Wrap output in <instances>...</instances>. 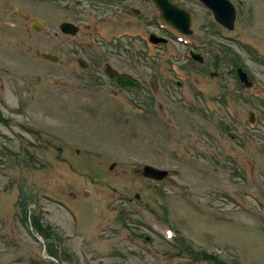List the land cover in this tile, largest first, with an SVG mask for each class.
Returning a JSON list of instances; mask_svg holds the SVG:
<instances>
[{
    "label": "rangeland",
    "instance_id": "374dc122",
    "mask_svg": "<svg viewBox=\"0 0 264 264\" xmlns=\"http://www.w3.org/2000/svg\"><path fill=\"white\" fill-rule=\"evenodd\" d=\"M233 2L232 38L245 48L199 8L198 52L219 57L224 82L167 68L153 96L149 74L159 70L148 61H191L175 40L161 56L138 40L123 52L113 38L125 19L103 15L114 6L0 0V264H264V0ZM63 21L77 33L61 32ZM224 47L244 67H231ZM105 62L143 89L107 96L116 89ZM147 105L167 122L149 124ZM61 150L75 171L57 160ZM144 164L169 178H144Z\"/></svg>",
    "mask_w": 264,
    "mask_h": 264
},
{
    "label": "flooded vegetation",
    "instance_id": "af4514ba",
    "mask_svg": "<svg viewBox=\"0 0 264 264\" xmlns=\"http://www.w3.org/2000/svg\"><path fill=\"white\" fill-rule=\"evenodd\" d=\"M168 1L170 3L177 5L181 9V12L178 14V19L180 20V26L182 28L181 30L174 29L161 17L160 10L156 7L153 0H139L137 4H127L123 0H99V3L102 5H105L107 7L114 6L113 10L112 11L107 10L103 14L104 16L108 14L118 15V16L123 17L126 21L125 23L126 25H123V30L119 32L117 35H115V37L113 38L114 39L113 42L115 46L119 48L120 50H122L123 52L130 51L129 49H131L133 45L135 44V41L138 40L139 42L142 43V45H144V50H146L147 52L150 51L154 56L156 54L157 56H161V53L167 49V46L169 45V43H171L172 41L173 42L176 41L178 44L182 46L181 51H184L190 54L189 56L191 58V61L174 62V63L170 62L169 67H167L168 63L165 60L148 61L149 68H154V69L159 70L157 72H150L149 74L150 77H149L148 85L154 91L152 93L153 96L157 95V92H155L158 89L157 82L159 78L162 79L164 77V73L167 72V68H169L171 74H174V75L181 76L183 74L182 72L185 69H192L190 70V73L191 71H193L197 75L204 74V73L209 74L211 78L215 80V84L216 83L220 84L221 81L224 82L223 72L220 71L221 64L219 62V57L218 59H216L217 57H215L214 60L207 63V62H204V59L202 57L201 59L199 57L195 59V57H193L192 54H199V56H201L200 53L198 52L199 47H200L199 39H198L200 23H198V21H200V17L202 16L203 13H200L199 8H202L205 12H207L205 13V15H208V18L213 22V24L217 25L221 30H223L227 34L226 37L229 42H234V43L237 42L239 43L240 46H242L243 43H241V40L239 38H236L235 35H234L235 38H232L233 37L232 33H236V28H237V8L233 0H227L233 5L235 9V16H234L233 23L231 24L232 25L231 28L226 27L222 25L221 23L217 22L214 18V15L211 9L208 8L202 0H160V3L165 5V8H163V10L166 9V5H167L166 3ZM138 18H141V22L140 23L137 22L135 24V19H138ZM35 25L38 26L37 24ZM137 26L139 27L144 26L146 28L144 29L145 30L144 33L136 31ZM40 30H36V31H40ZM78 30H79V26H78ZM152 35H155V36H152ZM223 53L226 55V57L229 58L230 62H233L231 67L233 66H235V68L244 67L243 56L239 55L238 53L233 52L232 48L224 47ZM153 55L151 57H154ZM77 63H78V59H77ZM86 64H87L86 67H88L89 64L87 62ZM207 64H209V66H207L206 68L210 67V68H213V70H209L207 72L205 70H202L201 66L207 65ZM78 65L81 68H86V67H82L79 63ZM106 69H112V70H115L118 74H125V75L130 76L132 79H134L137 82V87L122 88L114 78L107 76V74L105 73ZM164 69L165 71L163 72ZM102 72L106 76V78L112 82L113 87L116 89V91L114 90V92H110L109 94H107V96H114L116 98V97L122 96L123 91L143 89L144 87V83L140 78L134 77L127 70H121L119 65L116 66L114 64L113 65L110 64L109 62H105L103 64ZM180 80L181 78L177 79V86L179 87L181 86ZM216 96L217 97L213 96L214 99L217 101H221L224 104V101H225L224 99H226L225 98L226 95L221 92H218V95ZM108 100H112V99L108 98ZM144 108L145 109L142 110V113H143V116L146 117L149 124L152 122L151 121L152 118L153 119L158 118L160 120L165 121V123L167 122L166 113H163L161 109L155 110L150 105H147ZM58 153L63 155L65 154V151L61 150ZM58 153L56 155L57 160L65 164L69 169H72L73 171H75V168L71 166V162H72L71 158L66 155L65 156L63 155L60 158ZM114 165L115 163L113 162L110 165V168L111 167L113 168ZM165 170H168V169H165ZM79 175L83 179L92 178L88 172L79 174ZM166 178H169V170L167 171V174L163 179H166ZM156 181H160V180H156Z\"/></svg>",
    "mask_w": 264,
    "mask_h": 264
},
{
    "label": "water",
    "instance_id": "95a60500",
    "mask_svg": "<svg viewBox=\"0 0 264 264\" xmlns=\"http://www.w3.org/2000/svg\"><path fill=\"white\" fill-rule=\"evenodd\" d=\"M153 1L156 7L160 10L161 17L173 28L177 30H181L182 28L180 26V20L178 19V14L181 12V9L177 5L170 3L168 1L166 3L167 4L166 9L163 10V8H165V5L160 3V0H153ZM202 1L205 3V5L208 8L211 9L214 15V18L217 22L221 23L222 25L226 27H229V28L232 27L231 24L233 23V20H234L235 9L229 1L227 0H215V1L202 0ZM59 27L63 33H67L71 35H75L78 30L77 25L71 22H68V21L62 22ZM32 28L35 30L41 29L40 25L36 26L35 24H32ZM152 36H155V35H152ZM44 56L49 58L50 60L56 59V56H53V55L44 54ZM192 56L195 57V59H197L198 57L201 59V56H199V54H192ZM78 63L82 67L87 66L86 62H84L80 58H78ZM105 73L109 77L114 78L122 88L137 87V82L128 75L118 74L115 70H112V69H106ZM249 115H250L249 120L253 121L254 119L253 112H250ZM142 174L146 178L161 180L166 176L167 170L154 167L150 164H145L142 167ZM136 197H138V195H136Z\"/></svg>",
    "mask_w": 264,
    "mask_h": 264
},
{
    "label": "trees",
    "instance_id": "16d2710c",
    "mask_svg": "<svg viewBox=\"0 0 264 264\" xmlns=\"http://www.w3.org/2000/svg\"><path fill=\"white\" fill-rule=\"evenodd\" d=\"M38 226H40L39 223H38ZM214 261H215L216 264H222L219 260H217V259H215V258H214Z\"/></svg>",
    "mask_w": 264,
    "mask_h": 264
},
{
    "label": "bare ground",
    "instance_id": "6f19581e",
    "mask_svg": "<svg viewBox=\"0 0 264 264\" xmlns=\"http://www.w3.org/2000/svg\"><path fill=\"white\" fill-rule=\"evenodd\" d=\"M155 167V166H154Z\"/></svg>",
    "mask_w": 264,
    "mask_h": 264
}]
</instances>
